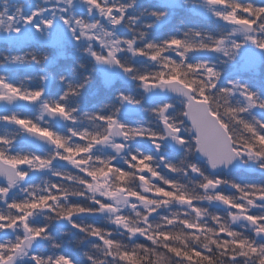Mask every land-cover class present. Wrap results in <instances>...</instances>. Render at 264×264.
Instances as JSON below:
<instances>
[{"label": "snow or ice", "instance_id": "1", "mask_svg": "<svg viewBox=\"0 0 264 264\" xmlns=\"http://www.w3.org/2000/svg\"><path fill=\"white\" fill-rule=\"evenodd\" d=\"M0 264H264V0H0Z\"/></svg>", "mask_w": 264, "mask_h": 264}]
</instances>
